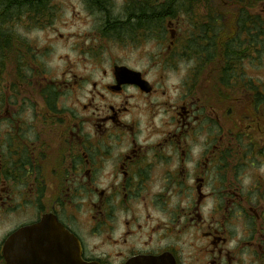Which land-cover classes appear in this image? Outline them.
<instances>
[{
	"label": "flooded vegetation",
	"instance_id": "flooded-vegetation-1",
	"mask_svg": "<svg viewBox=\"0 0 264 264\" xmlns=\"http://www.w3.org/2000/svg\"><path fill=\"white\" fill-rule=\"evenodd\" d=\"M224 2L223 11L209 10L203 27L220 22L227 27L233 9L231 0ZM178 3L183 6L178 0L155 1L162 5L156 10L160 20L148 24L134 23L136 15L125 13L127 3L124 19H116L124 24L108 25V16L101 25L103 30L124 28L129 21L125 31L132 35L126 37L153 32L167 50L189 45L191 37L199 45L200 18L193 16L192 23L184 25L185 14L194 8L186 10ZM50 12L51 7L18 10L4 29L15 31L14 22L23 28L39 26ZM23 59L19 55L22 66ZM115 66L102 91L93 82L86 94L90 103L83 102L82 111L95 103V116L89 118L72 108L66 110L69 118L59 117L64 92L77 84L84 88L81 76H76L81 82L63 79L61 87L46 77L38 89L21 83L12 92L18 97L15 108L4 93L10 88L0 89V264H7L8 239L28 226L36 231L18 247L27 250L34 264H63L58 251L65 254V264H71L67 254L74 247L85 263L264 264V177L249 171L245 180H252L251 185L239 184L246 176L243 156L264 158V139L252 148L244 146L252 139L227 132L215 96L205 89H199L198 96L193 83L180 85L184 93L178 103L164 100L155 105L170 120L130 119L135 107L130 99L138 95L154 105L148 98L167 93L149 81L145 71L128 65L140 72L149 90L119 82ZM208 96L209 103L204 101ZM255 106L259 111V103ZM58 229L64 238H57ZM106 246H112L111 251Z\"/></svg>",
	"mask_w": 264,
	"mask_h": 264
},
{
	"label": "rangeland",
	"instance_id": "rangeland-1",
	"mask_svg": "<svg viewBox=\"0 0 264 264\" xmlns=\"http://www.w3.org/2000/svg\"><path fill=\"white\" fill-rule=\"evenodd\" d=\"M142 1L50 0V15L46 17V20H42L39 26L23 28L20 25L21 22H14L13 29L16 33L14 34L16 39L12 38L11 47L5 49L7 51L6 57L0 61V89L10 88L9 91L5 89L4 93L11 99H9L10 102L13 101V108L17 105L18 97L12 92L22 86L21 83L24 87L38 89L48 81L44 79L46 77L57 81V87H61L64 86V84L60 85L63 79L70 77V79L73 78V82L75 78L81 76L84 81L82 85L85 83L84 88H80L81 84H77L74 85V88L69 87L70 90L72 89L71 91L64 92L65 97L58 102V109H61L59 117L69 118L66 116L68 114L66 110L71 108L85 118L95 116L92 114L95 103L88 108L87 112L82 111L83 107L81 109L83 102L90 103L86 99V94L92 89L93 82H96V86L102 91L103 85L111 81L109 72L114 65L125 67L128 65L134 69L145 71L149 81L167 93L166 97L148 98L154 105H148L149 102H145L138 95L134 99H130V104L135 106L130 115L127 116L130 119L140 122L149 119H154L156 122L165 119L170 120L171 116L166 115L163 108L155 105L164 100L168 101L169 104L178 103L180 95L184 93L180 85L182 86L185 82L186 86L191 87L193 83L198 96H202L199 89H205L209 95L215 96V107L218 113H222L227 119L223 121L228 127L226 128L227 132L234 133L233 136L252 139V144L245 141L244 146L248 145L252 148L254 143L257 145L259 138L264 139V36L257 38V43L250 46L245 41L248 36L242 33L240 29L242 26L239 21L242 19L240 18L242 15L246 19L259 16V20H264V0H231L233 13L227 15V27L221 25L222 22L213 27L217 31L215 45L221 44L225 38L230 41L237 38L238 42L245 43L241 48L245 52L242 54L245 55V58L237 62L236 70L238 73L236 77L244 79L245 82L250 81L251 87L257 88V91H248L235 82H232L236 84L233 85V88L217 87L222 72V63H225L221 57L223 53L219 52L218 49H213L210 57L207 55L208 53L201 56L197 51L191 54L189 52L187 55L191 57H188L179 52L182 46L167 50V46L162 45L161 39L153 32L146 34L145 31H137L133 38L126 37L125 33L120 32L118 39L104 34L101 24L107 20L108 16L112 21L120 19L124 15L125 4L130 3L131 6H134L136 2L146 4ZM150 1L154 3L161 0ZM224 1L195 0L194 13L185 14L184 25L192 23L193 16L195 19L200 18L199 24L204 25V21L210 13L209 10L214 14L215 8L223 11L227 7ZM178 2L182 3L184 0H178ZM177 6L182 5L178 3ZM206 23H209V20ZM23 24L25 23L23 22ZM194 30L197 33L198 27L195 26ZM254 32L251 31V33ZM19 55L24 57V66L18 60ZM197 57H204L210 62L202 72L195 76ZM19 72L24 75L23 79ZM75 91L78 95L72 96ZM221 91L222 95H220ZM257 94H260L262 98L259 103V111L256 106L254 108ZM70 96H72L71 99ZM210 99L211 97L208 96L204 101L209 103ZM97 103L104 104L101 101ZM41 110L43 111L44 108ZM246 150H242L240 154L245 153ZM237 153L236 150L234 155ZM254 155L247 158L243 156L244 169L242 171L243 176H246L243 177L242 182L239 181L241 182L239 184L244 185L245 188L252 183V180H245L249 177V171L251 173L254 171L264 177V158L261 155L255 158ZM106 247V250L111 251L112 246Z\"/></svg>",
	"mask_w": 264,
	"mask_h": 264
},
{
	"label": "trees",
	"instance_id": "trees-1",
	"mask_svg": "<svg viewBox=\"0 0 264 264\" xmlns=\"http://www.w3.org/2000/svg\"><path fill=\"white\" fill-rule=\"evenodd\" d=\"M49 1L50 0H39V1L31 0L30 2L32 3L31 5L25 4L23 6L22 5L23 2L19 0H0V61H2L4 57H6L7 51L5 49L6 47L7 48L11 47L12 38L14 37L16 39V36L14 35L16 34L15 31L5 30L4 24L11 22L12 18L17 17L18 10L25 9L26 11H28L31 8H33L34 10H37V8L39 9H42V8L48 9V7L50 8ZM143 1L146 2V4L145 3L139 4L140 1L136 2L134 6H131L129 4L127 6V9L125 10V13H130L131 11V13L136 15V19L134 18L133 20L134 23L147 22L146 24H148V23H155L156 21L160 20V16L157 15L156 10L162 8V5L161 4L155 5L150 0H143ZM194 1L195 0H184V2H182L183 7L186 10H190V8H194L195 7ZM146 15H148L147 18H146ZM240 18H242L239 21V23L242 26V28L240 29L242 33H245L248 36L246 37L245 41H247L250 46L256 44L257 38H260V36H264V25H263L264 20H259V16L255 18L249 17L246 19L245 16L242 15ZM108 19H109L108 25L110 24L115 25V23L124 24V21L123 22L117 21V20L112 21L110 17H108ZM249 20H250V23H249ZM129 24L130 22L127 21L125 22L124 28H116V27L115 28H112V27L105 28L104 34L107 36L110 35L111 37L116 38V39L119 38L118 34L120 32L125 33L126 36H131L132 31H125V29H129V28H125L126 25H129ZM202 26L203 25H201V27ZM251 31H255V32L251 33ZM216 32L217 31L213 29V27H210L209 30L202 27L199 32L200 33L199 35L200 44L199 45L193 44L195 39L191 37L189 45L180 47L181 49H179V52L183 53V55L185 56H188L187 54L189 52L191 54V53H196L197 51V53L200 54L201 56H204L203 55L204 53L205 54L208 53L207 55L210 57V55L213 52V49H218L219 52L223 53L221 57L223 58L225 63H222V69H221L222 72L220 74L221 75L220 78L218 79L219 86L217 87L220 88L221 86H223L226 88H229V87L233 88V85H236V84H233L232 82H235L239 84L242 88L248 89V91H254V90L257 91L256 90L257 88L251 87L250 81L245 82L244 79L239 78L238 76L236 77V74L238 73V71L236 70L237 62H240L243 58H245V55H242L245 52L242 51L243 49H241L245 43L238 42L237 38L231 41L225 38L221 44L215 45ZM210 48H211V51L209 52ZM188 57H191V56H188ZM197 59H198L197 67L194 73L195 76H197L200 72H202V70L210 62L208 59L204 57H201V58L197 57ZM18 60H19V56H18ZM261 100L262 98L260 97V94L259 95L257 94L255 103H260Z\"/></svg>",
	"mask_w": 264,
	"mask_h": 264
},
{
	"label": "water",
	"instance_id": "water-1",
	"mask_svg": "<svg viewBox=\"0 0 264 264\" xmlns=\"http://www.w3.org/2000/svg\"><path fill=\"white\" fill-rule=\"evenodd\" d=\"M115 75L119 79L122 78L119 82L134 83L139 85L143 90H149L148 82L140 78L141 75L138 71L131 70L125 66H115ZM35 231L36 227L34 226L24 227L16 231L8 239L4 246V255L7 260V264H34L32 257L28 254L27 250L20 251L18 245L22 240L28 239V236L32 235ZM57 232L58 239L65 237L64 231L58 229ZM60 234L64 236H60ZM67 258L71 264H97L96 262H83L80 258L79 252L75 250V247L74 250L67 254ZM57 259L58 262L62 260V263L65 264V254H61L60 251H58Z\"/></svg>",
	"mask_w": 264,
	"mask_h": 264
}]
</instances>
